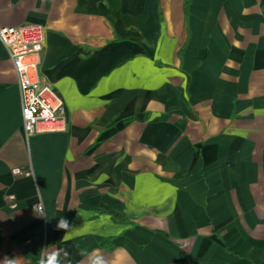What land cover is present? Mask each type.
<instances>
[{"label":"crops","instance_id":"obj_1","mask_svg":"<svg viewBox=\"0 0 264 264\" xmlns=\"http://www.w3.org/2000/svg\"><path fill=\"white\" fill-rule=\"evenodd\" d=\"M28 23L66 129L25 136L0 42V261L264 264V0H0Z\"/></svg>","mask_w":264,"mask_h":264},{"label":"built area","instance_id":"obj_2","mask_svg":"<svg viewBox=\"0 0 264 264\" xmlns=\"http://www.w3.org/2000/svg\"><path fill=\"white\" fill-rule=\"evenodd\" d=\"M0 42L6 48L17 77L20 113L26 137L60 132L66 129L64 103L53 85L40 73L45 45L43 26L28 23L19 26H0ZM13 174L31 175L30 168H12ZM9 208L16 207V196H5ZM32 208L43 213L37 202Z\"/></svg>","mask_w":264,"mask_h":264},{"label":"clouds","instance_id":"obj_3","mask_svg":"<svg viewBox=\"0 0 264 264\" xmlns=\"http://www.w3.org/2000/svg\"><path fill=\"white\" fill-rule=\"evenodd\" d=\"M58 230H65V235L63 238L67 239L71 233L72 228L70 227L69 221L66 218L61 217L56 225ZM69 255L68 251L65 249L54 250L48 252L47 255L41 254L38 264H63V258ZM0 264H15L12 258L5 257ZM91 264H103L99 257L93 258Z\"/></svg>","mask_w":264,"mask_h":264},{"label":"trees","instance_id":"obj_4","mask_svg":"<svg viewBox=\"0 0 264 264\" xmlns=\"http://www.w3.org/2000/svg\"><path fill=\"white\" fill-rule=\"evenodd\" d=\"M190 1L191 0H183V12H184L185 18H187L188 16Z\"/></svg>","mask_w":264,"mask_h":264}]
</instances>
